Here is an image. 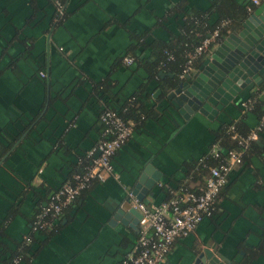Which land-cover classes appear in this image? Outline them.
I'll use <instances>...</instances> for the list:
<instances>
[{
	"label": "crops",
	"instance_id": "crops-1",
	"mask_svg": "<svg viewBox=\"0 0 264 264\" xmlns=\"http://www.w3.org/2000/svg\"><path fill=\"white\" fill-rule=\"evenodd\" d=\"M180 1L61 0L58 16L56 0H0V259L121 264L137 243L139 223L133 228L110 222L109 208L127 197L125 188L131 189L138 172L148 164L152 174L159 172L146 203H159L183 187L200 191L208 176L203 162L218 131L237 122L246 135L255 130L263 116L255 109L264 100V79L250 83L212 118L199 112L184 118L161 94L159 80L172 76L167 67L150 76L139 61H121L133 52L132 34L147 44L133 49L140 59L150 56L154 39L168 41L179 32L184 18L174 10ZM263 1L234 0L252 11ZM183 3L190 14L208 11L212 0ZM224 21L230 20L217 24ZM247 100L249 108L242 105ZM107 101L116 107L134 101L142 112L128 120L132 135L112 158L119 177L93 183L48 228L33 231L49 195L87 164ZM249 145L220 190L215 212L177 240L161 264H194L204 248L222 264H264V128Z\"/></svg>",
	"mask_w": 264,
	"mask_h": 264
},
{
	"label": "built area",
	"instance_id": "built-area-1",
	"mask_svg": "<svg viewBox=\"0 0 264 264\" xmlns=\"http://www.w3.org/2000/svg\"><path fill=\"white\" fill-rule=\"evenodd\" d=\"M251 3L256 5L259 0H251ZM56 6L58 16H61L63 14L61 0H56ZM246 9L247 12L252 11L251 6H246ZM227 24V21L220 23L196 46L192 53L188 54V60L181 76L188 72L192 65L214 44L221 41L220 29ZM169 60L172 58L170 57ZM122 62L124 65L130 66L134 62V58L131 55H126ZM41 75L44 76L42 72ZM250 103V100H247L242 105L249 108ZM99 120L103 128L97 142L88 153L90 158L83 171L73 173L71 178L49 195L45 206L35 215L31 225L33 231L48 228L53 223V219L93 183L104 182L109 176L119 177L114 171L112 158L132 135L133 124L124 120L116 110L109 107L100 112ZM263 128L264 114L255 130L246 136H241L231 125L227 129L228 134L240 149H228L223 152L218 143H213L208 156L214 159L216 164L203 163L208 171V176L200 191L183 187L178 193L159 203H146L137 199L131 189L125 188L131 206L139 212L140 218L137 243L124 256L121 264H161L177 240L187 237L196 230L203 218L212 215L219 192L226 185L229 173L243 163V157L250 141ZM30 240L31 238L28 237L25 242L29 243ZM19 263L20 257H16L12 261V264Z\"/></svg>",
	"mask_w": 264,
	"mask_h": 264
},
{
	"label": "water",
	"instance_id": "water-1",
	"mask_svg": "<svg viewBox=\"0 0 264 264\" xmlns=\"http://www.w3.org/2000/svg\"><path fill=\"white\" fill-rule=\"evenodd\" d=\"M263 79L264 1L248 13L238 30L222 38L212 53L179 77V81L169 89L166 97L184 118L195 112L212 118L242 89L250 83L258 85ZM151 172L152 166L146 165L138 172L131 187L140 201L144 200V195L158 181L159 172ZM147 175L152 176L151 179ZM109 210L110 222L117 220L133 228L140 218L128 197L116 208L110 207ZM194 264L222 262L210 248H204L198 253Z\"/></svg>",
	"mask_w": 264,
	"mask_h": 264
},
{
	"label": "trees",
	"instance_id": "trees-1",
	"mask_svg": "<svg viewBox=\"0 0 264 264\" xmlns=\"http://www.w3.org/2000/svg\"><path fill=\"white\" fill-rule=\"evenodd\" d=\"M174 11L178 14H182L184 18L183 21L179 24L178 33L170 34L168 41L154 39L148 44L150 49L152 50L150 56L140 57V59L137 56L138 52L133 49L139 46L143 48V46H147V44H144V42H138L141 37L140 35L132 34L131 38L132 41L134 40L135 46L132 47V54H126L131 55L134 58V63L135 61H139L140 63H142L143 68L150 76L156 75L158 68L167 67V69L171 72L168 74L172 76L171 78L169 76V79L167 81H164L162 79L159 80L158 84L162 91V95L165 93L167 94L169 89L176 85V83L179 81V75L182 73V70L187 63L188 54L192 53L196 46H198L209 33L217 28V26L219 25L217 24L219 20H221L222 18H228L230 20L226 26L220 29L219 37L223 38L228 35L231 30H238L241 27V23L247 16L246 6L235 3L234 0H212L211 8L208 11L193 12L190 14L188 9L185 8L183 0H181ZM212 14H216L219 19H217V21L215 22H211L210 20H208L207 16L210 17ZM170 57L172 58V60H169ZM107 105H110L109 108L116 110L126 121H128L129 119L136 120L137 117L141 116L140 113H142L139 107L135 109L134 101H126L121 107H116L113 105L111 106L109 102ZM255 111L258 113L259 117L264 114V100L259 101ZM234 125L242 135H246V130H244L243 128L241 129L239 122L234 123ZM228 126H230V124L225 125L224 128L219 130L215 138V142L220 145L223 152L224 150L228 149H240L237 143L230 138L227 131ZM249 148L250 145L248 149ZM204 162L210 165L216 164L215 160L209 156L205 158ZM198 169L202 170L200 165H198ZM82 171L83 169H80L76 172L81 173ZM215 209L216 207L214 208V212ZM0 263L12 264V257L8 256L5 259H0Z\"/></svg>",
	"mask_w": 264,
	"mask_h": 264
}]
</instances>
